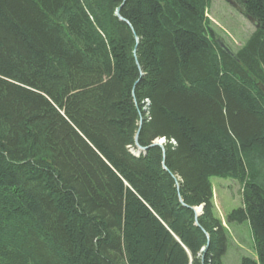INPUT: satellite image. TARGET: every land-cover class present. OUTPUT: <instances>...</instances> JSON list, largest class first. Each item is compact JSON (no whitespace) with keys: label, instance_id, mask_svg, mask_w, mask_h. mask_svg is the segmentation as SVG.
<instances>
[{"label":"trees","instance_id":"trees-1","mask_svg":"<svg viewBox=\"0 0 264 264\" xmlns=\"http://www.w3.org/2000/svg\"><path fill=\"white\" fill-rule=\"evenodd\" d=\"M233 1L235 58L212 0H0V264H223L212 177L264 264V0Z\"/></svg>","mask_w":264,"mask_h":264},{"label":"rangeland","instance_id":"rangeland-1","mask_svg":"<svg viewBox=\"0 0 264 264\" xmlns=\"http://www.w3.org/2000/svg\"><path fill=\"white\" fill-rule=\"evenodd\" d=\"M205 15L211 22V26L217 35L216 38L224 41L234 52L245 43L246 39L255 30L254 22L241 11L240 7L234 6L226 0H212ZM160 139L162 138L155 141ZM130 150L135 155L140 152L136 146ZM211 183L214 212L227 232L226 251L221 258L223 264H241L242 256L256 258L254 242L248 223L246 221L228 223L226 220V215L233 208L241 206L240 183L231 178L221 177H212ZM200 211H202V208Z\"/></svg>","mask_w":264,"mask_h":264},{"label":"water","instance_id":"water-1","mask_svg":"<svg viewBox=\"0 0 264 264\" xmlns=\"http://www.w3.org/2000/svg\"><path fill=\"white\" fill-rule=\"evenodd\" d=\"M227 2H229L230 4H232V5H236V3H235V1H233V0H226ZM117 15L120 17V15H119V11L117 10ZM248 17V16H247ZM121 18V17H120ZM250 20H252L253 22H254V24H255V27H257L258 26V24L255 22V20L254 19H252V18H250V17H248ZM216 43L219 45V47L225 52V53H227L228 55H230V56H232L233 58H235V55H234V51L224 42V41H222L220 38H216ZM258 85H259V87H260V89H261V91L264 93V85H262L261 83H258ZM140 124H141V120H140V122H139ZM164 138H162V139H160L159 141H153L152 143H151V145H158V146H160L162 149H164L163 148V142H164V140H163ZM162 140V141H161ZM135 146H136V148L138 149V151H144L145 149H146V147H144V146H142V145H140L139 144V142H138V139H137V135H136V137H135ZM202 208V206L199 208V207H194L193 208V210H194V212H195V220H196V224H198V221H197V218H198V216L200 215V213H201V211H200V209Z\"/></svg>","mask_w":264,"mask_h":264},{"label":"flooded vegetation","instance_id":"flooded-vegetation-1","mask_svg":"<svg viewBox=\"0 0 264 264\" xmlns=\"http://www.w3.org/2000/svg\"><path fill=\"white\" fill-rule=\"evenodd\" d=\"M236 5H237V4H236ZM236 5H235V6H236Z\"/></svg>","mask_w":264,"mask_h":264},{"label":"bare ground","instance_id":"bare-ground-1","mask_svg":"<svg viewBox=\"0 0 264 264\" xmlns=\"http://www.w3.org/2000/svg\"><path fill=\"white\" fill-rule=\"evenodd\" d=\"M138 135V134H137Z\"/></svg>","mask_w":264,"mask_h":264}]
</instances>
